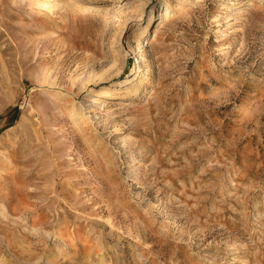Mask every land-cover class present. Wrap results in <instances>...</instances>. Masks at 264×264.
Returning a JSON list of instances; mask_svg holds the SVG:
<instances>
[{
	"label": "rangeland",
	"instance_id": "374dc122",
	"mask_svg": "<svg viewBox=\"0 0 264 264\" xmlns=\"http://www.w3.org/2000/svg\"><path fill=\"white\" fill-rule=\"evenodd\" d=\"M43 2L0 0V264H264V0Z\"/></svg>",
	"mask_w": 264,
	"mask_h": 264
},
{
	"label": "bare ground",
	"instance_id": "6f19581e",
	"mask_svg": "<svg viewBox=\"0 0 264 264\" xmlns=\"http://www.w3.org/2000/svg\"><path fill=\"white\" fill-rule=\"evenodd\" d=\"M44 1L43 3H40L39 6H45L49 0H42ZM81 1H85V3H101L104 0H81ZM148 25L145 26V28L143 29L144 33H148ZM134 74L131 72L127 78H125L122 82V85L124 86H128L127 88H125L124 90H122V92L120 94H126L131 90L136 89L140 84H142L141 81L136 82V80H134ZM141 86V85H140ZM110 93V89L109 87H105L103 89H101L100 91H92V94L95 96H101L102 94H109Z\"/></svg>",
	"mask_w": 264,
	"mask_h": 264
}]
</instances>
